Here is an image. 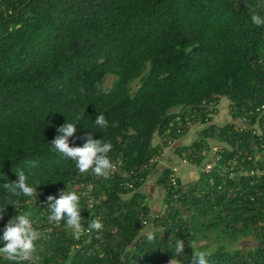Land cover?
Listing matches in <instances>:
<instances>
[{"label": "trees", "instance_id": "16d2710c", "mask_svg": "<svg viewBox=\"0 0 264 264\" xmlns=\"http://www.w3.org/2000/svg\"><path fill=\"white\" fill-rule=\"evenodd\" d=\"M252 14L264 18V0H0V208L9 202L17 208L8 204L0 214V237L18 212L47 236L20 264H192V251H212L208 264H264V201L247 197L255 188L264 197V173L239 174L229 183L235 195L227 197L229 186L219 187L217 173L205 175L204 191L178 177L173 189L165 168L156 179L163 202L153 210L142 192L153 169L107 180L80 174L49 143L60 126L74 123L70 146L82 147L91 132L111 143L114 165L138 170L161 150L154 135L168 144L182 134L170 123L198 120L202 102L226 97L230 110L255 111L264 104V26L253 25ZM101 114L106 129L94 124ZM208 130L211 125L205 137ZM219 135L229 147L241 139L240 149L256 152V159L243 161L246 170L261 167L264 155L250 145L253 137L230 122ZM205 137L190 148L198 164L209 160ZM17 169L29 186L39 184L37 197L5 191L4 183L18 180ZM62 190L80 197L78 240L64 221H48L47 197ZM94 219L103 229L90 233ZM148 223L153 228L144 230ZM241 236L252 237L254 246H235ZM177 239L184 241L183 254L175 252ZM0 264L17 262L0 255Z\"/></svg>", "mask_w": 264, "mask_h": 264}, {"label": "clouds", "instance_id": "9594fccd", "mask_svg": "<svg viewBox=\"0 0 264 264\" xmlns=\"http://www.w3.org/2000/svg\"><path fill=\"white\" fill-rule=\"evenodd\" d=\"M251 23L256 27H262L264 26V18L258 14H252ZM77 119H79V116H77ZM94 124L101 129L109 127V122L102 114L96 115ZM112 126L115 127L116 122H113ZM57 131L59 135L49 142L51 144V151L62 155L64 158L70 157L72 161H75V167L80 174H86L91 171L95 177H102L105 180L110 178L111 174L115 171V165L107 155L112 149L111 143L102 142L101 139H93L92 133L88 132L82 137L85 140L83 146L73 147L69 144V138L73 137L74 133H76V124L65 122ZM29 164L35 167L37 162L30 161ZM15 172L18 175V180L16 182L4 183L3 188L5 191L14 196L37 197L36 186L39 184L29 186L26 182L27 176L25 171L17 169ZM79 200L80 197L75 191L65 192L62 190L58 198L52 195L47 197V207L51 213L48 216V221L55 224H60L61 221H64L66 227L72 231L73 237L77 240L84 233ZM8 204L15 207L14 203H6L3 208H0V214L6 211L5 206ZM87 229L90 233L93 231L100 232L103 229V224L101 221L94 219L87 225ZM41 238L47 239V236L32 227L28 214H20L18 212L16 216L8 221L3 235L0 237V240L3 241V246L0 247V255L5 256L10 261L17 262V264L28 261L36 251L34 242ZM100 238L99 235L96 236V239ZM146 238L148 241H153L156 237L154 233L149 231ZM194 247L195 245H191L192 249ZM175 252L176 254H183V240L177 239L175 241ZM212 254V251H192V264H197V262L198 264H208L207 257Z\"/></svg>", "mask_w": 264, "mask_h": 264}, {"label": "built area", "instance_id": "2783aa9c", "mask_svg": "<svg viewBox=\"0 0 264 264\" xmlns=\"http://www.w3.org/2000/svg\"><path fill=\"white\" fill-rule=\"evenodd\" d=\"M216 101H209V102H202L201 106H203V116L198 118V120L193 121H199L204 123L206 120V117H210L211 114L215 110ZM230 109V107H229ZM230 114L234 115L231 117L230 125L232 126L233 130H236L239 133L248 134L251 137L255 139V142L251 143L254 148H256V151H260L264 155V104H261L255 108V111H245L244 108H238L234 107V110H230ZM205 116V120H204ZM207 120L205 121V123ZM170 125L173 127L175 125V129L177 133H183L185 132L189 126L191 125V122L187 119L179 120L177 117L173 120ZM167 133L170 132V130L166 131ZM226 136L231 138V132L227 131ZM173 138H170L168 140V143ZM196 141H199L197 139ZM242 143L241 139L236 140L233 147H229L227 141L225 138L221 140L220 143H214L210 145L209 147V154H211V158L209 160H206L202 163H200V166L198 167L201 174L209 175L213 173H217L219 176H221L220 179V186H229L227 188L226 196L231 197L235 195V190L232 188V186L229 185L231 182H236L238 180V175L243 174L245 176L251 177L253 175L260 176L261 173H264V160L262 162V165L260 168L252 169V170H246V168L243 166L242 163L245 160H252L256 159L254 153V156L248 154V150H242L240 149V144ZM224 148L228 149L232 155L230 157H226L224 153ZM195 155H192L189 157V161L193 160V157ZM164 159V152L162 150H159V153L154 155L153 157L149 158L145 163H143L138 170H131L126 171L125 169L121 167H117L115 165V171L113 173L119 174L121 177L124 178H131L136 177L139 173H145L150 170H152L157 164H159ZM264 159V157H263ZM169 180L171 183V186L173 189H176L177 187V173L178 168L176 166H169ZM142 180V177L140 178V181ZM252 183V182H251ZM127 186H131L130 183H127ZM255 194V195H254ZM263 191L260 189L255 188V191L253 194H249L247 196L250 200H254L256 196H258V199L261 201H264V197H262Z\"/></svg>", "mask_w": 264, "mask_h": 264}, {"label": "crops", "instance_id": "0c3cea01", "mask_svg": "<svg viewBox=\"0 0 264 264\" xmlns=\"http://www.w3.org/2000/svg\"><path fill=\"white\" fill-rule=\"evenodd\" d=\"M228 104L229 101L226 97L219 99L216 102L215 110L211 114L210 121L208 123L193 121L194 119L186 118L191 122L189 128L179 136L172 139L168 144L163 145L161 137L157 133L154 135V145L164 152V159L157 164L155 168H153L147 181L142 186V192L147 194L148 202L153 204V210H156L155 207L157 206V209L159 208V205L164 198V191L156 182V179L165 168H168L169 166H176L178 168L177 176L182 184H185L186 186H188L187 184L191 181L201 177L202 174L198 169L200 163L198 164L194 160L189 161L191 145L200 137H205L202 132L208 126L211 125L212 127L220 129L227 123L231 122V114ZM208 131L214 132V129ZM210 132H207L206 136L208 137H205L209 143V147L214 143H220L222 140L220 135L216 138V136H213L214 133L209 135ZM206 156L209 159L211 158V154H209V152ZM158 196L162 197L158 198Z\"/></svg>", "mask_w": 264, "mask_h": 264}, {"label": "rangeland", "instance_id": "374dc122", "mask_svg": "<svg viewBox=\"0 0 264 264\" xmlns=\"http://www.w3.org/2000/svg\"><path fill=\"white\" fill-rule=\"evenodd\" d=\"M114 80V77L113 76H110L106 79L105 83H104V86L107 88V87H110L112 82ZM214 129V132H210L208 131V133L210 132L209 135L213 134V136H216V138L218 137V135L220 134V129H218L217 127H212V130ZM208 137V136H206ZM204 176V177H203ZM204 178H205V175L202 174L201 177L197 178L196 180L194 181H191L190 183H188L187 185L190 187V186H194V184H196V187L198 190H202L204 191L205 190V182H204ZM182 183V182H181ZM203 193H201L202 195ZM162 196H158V198H161ZM143 198H144V201L148 204V196L147 194H144L143 195ZM159 200V199H158ZM163 202V199L161 201V203ZM151 204V203H150ZM190 205H192V203H189ZM200 204H202L203 207H205V204H206V201H204V199H202V201L200 202ZM151 206H153V204H151ZM193 206V205H192ZM158 207V206H157ZM157 207H155L157 209ZM194 208V206H193ZM192 208V210H193ZM211 214V213H210ZM207 217L209 218V216L207 215ZM203 218V217H202ZM203 219H206V218H203ZM153 227L151 226V224H147L146 229H152ZM223 242V241H222ZM225 243V242H224ZM255 244V241L252 237L250 236H245V237H240L238 242L235 244V246H238L240 245L241 247H251V246H254Z\"/></svg>", "mask_w": 264, "mask_h": 264}]
</instances>
